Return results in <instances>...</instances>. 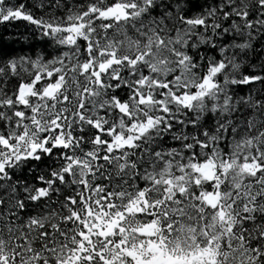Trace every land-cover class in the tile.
<instances>
[{"label": "snow or ice", "instance_id": "obj_1", "mask_svg": "<svg viewBox=\"0 0 264 264\" xmlns=\"http://www.w3.org/2000/svg\"><path fill=\"white\" fill-rule=\"evenodd\" d=\"M0 264H264V0H0Z\"/></svg>", "mask_w": 264, "mask_h": 264}, {"label": "trees", "instance_id": "obj_2", "mask_svg": "<svg viewBox=\"0 0 264 264\" xmlns=\"http://www.w3.org/2000/svg\"><path fill=\"white\" fill-rule=\"evenodd\" d=\"M20 31H23V26L22 25L20 26Z\"/></svg>", "mask_w": 264, "mask_h": 264}]
</instances>
